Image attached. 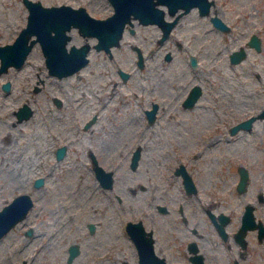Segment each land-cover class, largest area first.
Returning a JSON list of instances; mask_svg holds the SVG:
<instances>
[{
    "label": "rangeland",
    "instance_id": "1",
    "mask_svg": "<svg viewBox=\"0 0 264 264\" xmlns=\"http://www.w3.org/2000/svg\"><path fill=\"white\" fill-rule=\"evenodd\" d=\"M102 2L103 12L112 9ZM26 12L21 0H0V43L14 40ZM210 14L221 16L230 28L214 25ZM133 27V32L125 28L114 59H104L92 47L89 62L60 77L48 72L39 41L21 65L0 71V206L20 191H28L34 200L27 215L0 238V264L25 259V264H68L71 242L79 245L72 264H117L112 258L121 256L136 262L135 253H116V224L129 211L120 209L108 193L117 191L128 202V186L159 168L167 171L169 182H176L169 171L179 160L195 172L201 195H210L217 208H227L233 200L231 188L240 165L248 168L247 185L264 192V116H256L250 127L229 131L231 124L256 114L264 104V0H214L209 14L191 9L162 41L156 23L135 18ZM252 32L261 38L260 49L247 42ZM85 39L96 38L73 26L67 43ZM131 43L142 48V67ZM240 46L245 55L231 61L229 53ZM190 55H195V65ZM117 65L130 70L125 81H120ZM7 80L10 87L5 89ZM164 80L199 82L202 94L194 107L158 115L140 140L142 157L132 169L125 155L130 126L146 121L132 91L147 82L154 86L148 95H157ZM111 89L115 97L100 111L97 100ZM54 96L61 98V105L54 104ZM23 102L33 112L19 120L15 110ZM93 112L96 119L83 127ZM126 127L132 130L124 135L120 129L118 138L113 136ZM62 143L66 151L57 158L55 147ZM88 149L113 156L98 158L104 168L114 170L112 189L97 185ZM39 176L43 181L36 185ZM88 220L99 223L92 232ZM29 228L31 233L26 232ZM107 247L111 252L102 253Z\"/></svg>",
    "mask_w": 264,
    "mask_h": 264
},
{
    "label": "flooded vegetation",
    "instance_id": "2",
    "mask_svg": "<svg viewBox=\"0 0 264 264\" xmlns=\"http://www.w3.org/2000/svg\"><path fill=\"white\" fill-rule=\"evenodd\" d=\"M21 1L28 14L29 6L26 3V0ZM39 1L41 5L44 6H84L91 15L96 17H105L113 12V5L110 0H106V2L110 3L112 9L106 12L101 10V6L103 5L102 0ZM158 4L165 8V16H169L167 6L160 2ZM213 4L214 1L209 5V12ZM182 9L183 6H180L176 12ZM191 9H196L197 12H199L198 6L193 5L187 11L182 12L179 17ZM57 12L63 11L59 10ZM211 15L212 14H210V19ZM178 19L164 39L171 37L172 29L178 22ZM125 28L129 29L128 26ZM129 31L133 32L134 29H129ZM32 36L35 35L31 34L29 38ZM6 41L11 42L8 40ZM6 41L3 43H6ZM95 41L90 42L91 45L89 51L94 47L96 50L102 52L104 59H114V50L121 45L120 39L118 44H111L110 49L104 47L96 48L94 45ZM176 43L178 47L182 46V43L179 40H176ZM130 45L137 53L136 44L131 43ZM140 50L142 51L141 47ZM89 58L87 62H89ZM191 65L193 64L191 63ZM116 70L120 76V81H125L131 75L130 70H127L128 75L124 78L120 71V66L118 65L116 66ZM115 81L117 83L119 82L118 79ZM164 81L165 82L160 83L162 84V87L159 88L157 95H148L154 86H147V82H139L137 89L132 91L133 97L140 100L138 108H140L146 119L144 122L132 124L130 126L133 129V133L131 134L132 138H130V145H128L127 153L125 155H127L129 166L132 169H135L138 166L142 157L143 147L140 140L143 135H145L146 130H150L156 125L155 119L158 115L161 112H169L172 114L176 111L194 107L202 94V87L200 85V93L193 97L192 103L189 104L191 99L189 92L192 86L197 83L199 84V82L192 81L187 84L185 80ZM169 86L172 88H169ZM168 90L169 92H166ZM114 95L115 92L111 89L108 94L105 93L100 96L97 100L98 105L96 107L102 111L108 106L111 100L114 99ZM55 97L58 96L52 98L54 104L57 106L61 105V98L58 97L57 100ZM152 107H155L154 119L149 120V109ZM49 109L52 110V107L49 106ZM96 116L97 113L93 112L84 120L83 127L89 126L90 123L96 119ZM92 117L94 119L85 126V123ZM130 127L117 129L113 136L117 135L118 138L121 134L119 131L120 129L124 131L122 134H127L128 132L126 131L132 130ZM58 147L59 145L55 147L54 153L57 158H59L57 156ZM137 147L139 150L137 158L138 162L135 167H132L130 162ZM65 151L66 144L64 153ZM87 154L93 163V168L94 158L99 163L98 158L105 159L111 156L110 153H95L92 149H88ZM112 157L113 156H111L110 159ZM238 168L239 166L237 169ZM245 168L249 176L248 168ZM111 170L113 177L112 183L110 186H106L98 178L94 169L96 183L103 189L113 188L114 170ZM148 172L150 174L145 181L137 180L135 185L128 186L127 194L129 198H131L128 202L124 201V198L117 191L108 193L110 196L115 197L120 209L123 211H129V214H124V217L116 224V253H135L137 257L136 262H132L125 256L112 258V261H117V264H137L138 253H140L138 240L141 239L145 241L146 244L151 243L152 250H150V253H157L162 256L165 264H264V192L260 188H251L247 185V182L243 187H239L237 185L240 176L239 173L236 184L231 188L233 200L230 201L227 208H217V202H214L210 195L208 198L207 196L205 197L201 195L200 186L196 180L195 172L191 170L187 163L179 160L177 163L173 164L172 169L169 172L170 174H173L174 178H177L176 182H169L167 180V171L164 169H153ZM39 184L40 183H36V185ZM18 222H16V224ZM91 224H93V227H91ZM98 224L93 220H88L86 223L90 232L94 231ZM30 230L32 231V228H30ZM110 252L111 249L109 247L102 251L104 254ZM78 253H76L71 260H68L67 253L66 260L68 264H72V260ZM109 257L110 256H107V258ZM25 260L23 264H25ZM15 261L17 260H14L12 264Z\"/></svg>",
    "mask_w": 264,
    "mask_h": 264
},
{
    "label": "water",
    "instance_id": "3",
    "mask_svg": "<svg viewBox=\"0 0 264 264\" xmlns=\"http://www.w3.org/2000/svg\"><path fill=\"white\" fill-rule=\"evenodd\" d=\"M113 5V12L105 17H96L91 15L84 6L72 7L71 5L61 6H44L39 0H26L29 6L27 20L25 25L21 27L14 40L11 42L0 43V71L8 68L9 65H21L33 43L38 40L40 42L42 52L44 54L47 70L51 74L62 76L72 73L83 66L89 56L90 42L84 40L79 44L70 43L68 40L71 37V27L75 26L78 31L87 37L93 35L96 37L94 45L96 48L104 47L110 49L111 44H118L123 34L124 28L129 27L133 30L134 19L136 18L142 23H156L161 33L159 41H162L170 32V29L177 21L179 15L187 11L191 6L197 5L201 14L209 13V5L214 0H110ZM163 3L167 6L169 16H165V8L158 3ZM38 6V7H37ZM183 6V9L176 12L178 7ZM63 12H57V11ZM211 20L217 27L229 29L230 25L218 14H212ZM34 34L35 36H31ZM248 44L256 49L261 48V38L256 32H252L248 38ZM137 59L139 66L143 65V54L140 47L136 45ZM246 53L244 46L233 49L229 53L231 61L240 60ZM166 58L170 57V52L165 54ZM190 62L195 65L196 57L191 55ZM122 76L127 77L128 71L120 68ZM3 87L8 89L10 82L7 80L3 83ZM37 88V87H36ZM200 84L192 86L189 95L192 103L193 97L200 93ZM58 100V97H55ZM155 107L149 109V120L154 119ZM33 112V108L23 102L15 110L17 118L29 117ZM256 116H264V105L256 113L251 114L230 125L231 133L239 128H247L252 125V121ZM94 118L92 117L85 123L87 126ZM65 150V144L59 145L57 156L61 157ZM138 147L132 156L130 162L132 167H135L138 160ZM94 169L96 175L101 182L110 186L112 183V170L104 168L94 158ZM239 179L237 185L243 187L246 185L248 173L244 166H239ZM42 177L36 178V183H41ZM34 204L32 195L28 191H20L14 194L10 200L0 206V238L12 227L24 218ZM93 227V224H91ZM27 233H31L30 228ZM138 263L137 264H165L164 258L157 253H150L152 250L151 243L146 244L145 241L138 240ZM79 252V245L76 242H71L68 246V260ZM23 261H15L13 264H23Z\"/></svg>",
    "mask_w": 264,
    "mask_h": 264
},
{
    "label": "bare ground",
    "instance_id": "4",
    "mask_svg": "<svg viewBox=\"0 0 264 264\" xmlns=\"http://www.w3.org/2000/svg\"><path fill=\"white\" fill-rule=\"evenodd\" d=\"M9 16V15H8ZM6 17V16H5ZM5 19V18H4ZM10 19V18H9ZM7 20V19H6ZM11 22V21H10ZM71 31V30H70ZM36 50V49H35ZM31 56V55H30ZM9 120V119H8ZM13 120V119H12ZM8 123V122H7ZM22 123H24V122H22ZM6 127V126H5ZM12 129V128H11ZM6 131H7V129H6ZM8 132V131H7ZM12 132V131H11ZM10 135V134H9Z\"/></svg>",
    "mask_w": 264,
    "mask_h": 264
}]
</instances>
